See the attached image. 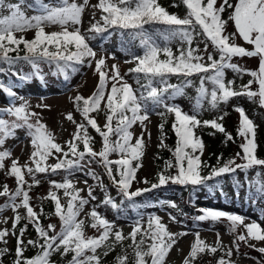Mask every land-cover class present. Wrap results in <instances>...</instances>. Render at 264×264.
Here are the masks:
<instances>
[{
    "label": "snow or ice",
    "instance_id": "6c2138e0",
    "mask_svg": "<svg viewBox=\"0 0 264 264\" xmlns=\"http://www.w3.org/2000/svg\"><path fill=\"white\" fill-rule=\"evenodd\" d=\"M181 3L186 7L184 17L169 13L159 5L158 0H98V3L91 7L101 10L100 20H95L93 17L95 22L90 24L86 32H82L80 28L82 15L89 6V0H83L82 3H77L76 0H50L49 3H44V0H33V4L28 7L34 8L39 14L31 17L26 16L22 11L21 4H5V0H0V8H6L9 12L8 15L0 16V62L14 64L22 59L31 64L38 74L39 63L43 61L55 64L58 72L66 75L65 70L72 65L87 62L91 66L94 61L95 71L99 75L98 84L91 96L85 98L77 95L74 98L76 110L80 112L86 123L76 122L71 112L66 115V119L75 125V132L65 145L55 141L54 135L45 124L41 123L38 114L29 111L30 106L27 102L19 106L13 105L0 113V149H3L7 138L15 136L17 129L26 130L33 149L29 163L21 166L17 159H13L6 173L15 177L17 184L15 190L10 192L8 186L4 185L3 191H0V196L7 197V202L0 207V211L10 208L15 214L11 232L7 228L0 229V243L6 244L5 238L10 234L16 236L13 264H51V256L56 252H60L61 255L72 253L68 264H100L101 258L97 254V249L105 247L110 251L113 245L106 242L113 236L117 243L125 239L132 240L129 247L133 249V264H149V260L150 264H165V258L176 243L177 235H185V233H172L161 222L160 217L151 216L147 221V228H144L141 220H137L131 233L126 237L122 231H114V224L102 217L94 207L88 215L92 221L90 226L97 229L99 235L88 237L84 231V220L78 217L84 206L96 197L91 187L88 188L87 198L82 197L80 192L83 189L76 188L68 176H65L62 182L50 181L51 188L46 197L54 203V214L59 217L61 226L58 232L54 224L42 226L40 214L43 209L41 208V213H37L30 205L29 191L33 185L40 183L36 178L37 174H56L62 170L71 175L73 171L87 168V175L99 181V176L89 167L94 162L105 169L112 185L124 200L132 202L135 197L150 191L149 188L130 190L133 181L136 180L137 171L142 167L140 161L144 155L145 133L147 132L149 138L151 136L145 124L149 121L148 104L153 107H163L165 111L159 113L161 117L165 113L174 115L172 130L177 137L176 147L173 150L175 163L167 161L165 164L166 170L174 167L176 174L158 173V183H153L151 188L168 182L195 187L205 184V181L213 176L234 173L237 169L247 172L256 166H264V159L258 158L256 154L258 147L256 125L245 110L237 106L234 109L240 117L237 135L243 140L240 144L243 155L237 153L236 156L244 163L237 164L235 159H231L222 166L213 167L209 176H202L200 155L203 154L204 144L196 136L195 129L201 125L210 126L225 133L227 140H233V137L216 119L201 121L196 113H185L178 104L168 103L184 94V88L192 83L189 77L200 74V87L197 89L199 95L195 105L197 110L201 102L209 96L213 108L221 102L227 103L231 98L238 96H246L250 100L259 97V104L264 107V0H235L234 4L231 0H222L219 5L218 0H181ZM229 9L231 11L227 19H224L223 14ZM229 21L234 24L233 33L226 31ZM154 24L164 25L165 28L150 34L145 26ZM48 25H59L61 30L46 32L45 26ZM110 28L120 30L122 36L127 35L132 40H139L143 54L133 56L136 66L129 69L130 73L137 75L139 93L120 76L115 65L112 66V74L109 75L104 70L105 58L96 59V53L88 43L91 38L88 36L89 32L103 33ZM32 29L35 30L32 40H27L24 36H16L18 32ZM154 36H159L164 42L163 45L157 43ZM237 36L251 45V50L236 44ZM198 37L203 38L202 51L206 55L201 54L198 43L193 46ZM172 39L181 42L178 55L168 46V42ZM21 44L24 45L27 54L15 58L10 56L9 53L17 51ZM209 46L214 52L208 51ZM233 57H258V68L255 70L243 68L232 63ZM225 69H231L241 76L248 75L251 79L246 84H241L237 90L234 87L235 81H225ZM173 75L183 77V83H168L169 77ZM141 79L144 83H141ZM109 81L112 82L110 89L107 87ZM206 81L211 82L213 86L210 92L205 87ZM254 84L258 86L255 91ZM5 91L9 96L16 95L10 89ZM102 102L106 109V121L103 127L98 124L95 117L90 116V113L101 109ZM4 114L15 119L11 121L3 119ZM33 117L36 118L34 122ZM218 119L222 120L223 117ZM137 123L142 126V131L133 143V132L130 129ZM89 126L102 138V147L99 151L93 149V137L89 134ZM158 127L162 133L163 147L165 146L164 124L161 123ZM113 136L116 137L115 140L112 139ZM113 153L118 156L115 160L110 159ZM10 156L9 150H0V170L5 168L4 161ZM50 157L55 158L57 162L48 164ZM25 175L32 178L31 184L25 179ZM142 182L148 183L147 178ZM252 185L256 186L255 194L264 198V181L261 180L260 172L256 173ZM99 187L105 191L102 203L113 209L119 208L114 199L107 194L106 186L102 182L99 183ZM58 190H63V196L67 200L66 206L61 203V198L57 195ZM249 199H252V196H249ZM21 207L26 210L24 216L18 211ZM133 207L137 205L133 203ZM200 211L202 214L196 217L198 221L217 222L224 218L230 222V232L235 234L233 244L236 251H239L240 242H244L264 254V247H257L256 244L251 243L264 242V227L260 222L253 220L246 223L245 217L218 209ZM22 219L33 224L40 238L27 241V245L40 250L32 257L24 256L27 245L22 237L26 232L27 224L19 228V235L16 234L17 225ZM3 222L7 223V219ZM239 228L243 231L238 232ZM138 236L139 240H137ZM221 248L219 236L216 245L213 246L200 239L199 233H196V239L191 244L190 253L183 264H195L200 254L206 252L215 254ZM7 252V248H0V258ZM104 255H107V251ZM225 256L228 259H225ZM231 256L232 249L229 248L224 252V256L219 258L217 264H232ZM127 262L126 253L117 257V264H127Z\"/></svg>",
    "mask_w": 264,
    "mask_h": 264
},
{
    "label": "trees",
    "instance_id": "16d2710c",
    "mask_svg": "<svg viewBox=\"0 0 264 264\" xmlns=\"http://www.w3.org/2000/svg\"><path fill=\"white\" fill-rule=\"evenodd\" d=\"M20 1L27 2L28 5L33 4V0H20ZM231 2L234 4L235 0H231ZM158 3L160 6L165 8L171 14H177L180 17H184L186 15V7L181 3V0H158ZM1 11H2V8H0V16H3L1 15ZM22 11H24L26 16L28 17L39 14V13L31 14L27 10V8L22 9ZM230 11L231 10L229 9L223 14L224 19H227ZM145 27L148 29L150 34L157 33L158 31H161L165 28L164 25H160V24L146 25ZM226 31L227 33L235 32L234 24L231 21L227 23ZM114 35H117L118 47L120 51L124 55L128 56L129 58V65L123 69V71L120 73V76H122L124 80L127 81V83L130 84L133 87V89H136L137 92L139 93L140 86L136 83L137 75L135 73L129 72V69H132L136 66L135 62H133V56L143 54V49L140 47L139 40H132L127 35L122 36L120 33V30L110 28L107 32H103V33L93 32L92 34L88 35L89 37H91L88 40V43L91 46V43L95 41L96 39H98V41L100 42H104L106 40H109ZM33 38L34 37L29 38L27 40H32ZM154 38L157 40V43H160L161 45H163L164 42L162 39L159 38V36H154ZM197 43L199 44V47L201 49L204 48L202 37H198L196 41H194L193 46H195ZM168 46L172 49L174 54L178 55L179 54L178 49L182 45L178 39H172L171 41L168 42ZM208 51L214 52L211 46H209ZM26 54L27 52L23 44L19 46V49L17 51H13L9 53V55L14 58L16 56L23 57ZM201 54H204V53H201ZM161 58L162 59L164 58L163 55H161ZM216 58L218 59V54H216ZM234 58L235 57H233V59ZM84 66H85V63L72 65L71 67L65 70L66 72V75H65L64 73L58 72V70L55 67V64H49L47 62L41 61L39 63V72L37 74V70L34 69L32 65L29 64L27 61H24L22 59L17 60L14 64H8L7 62H0V94L7 93L5 89H10L11 91H14L16 89L23 88L26 84L36 82V81L40 84L51 83L53 85L55 84V86L65 88L70 83L71 79L76 74L82 71ZM183 79H184L183 77H177L173 75L169 77L168 83L182 84ZM189 79L192 81V83L184 88V94L176 97L174 100L168 101V103L178 104L185 113H188V114L196 113L198 116V119H200L201 121H205V120L211 121V120L216 119L217 122L221 123L224 126L226 132L230 133L233 137V140H227L225 133H221L217 131L216 129H213L210 126L201 125L200 127L195 129L196 136L199 137L204 144L203 154L200 155V153H197L198 155H200V159L202 161V166L200 169L201 175L209 176L213 167L222 166L226 161L231 160L232 144L237 142V138L234 132L232 133L230 132V126L232 124L231 120L227 121L223 113L219 110L222 102L219 103L216 108H213L210 102L208 101V98H205L201 102L200 108L198 110L196 109L195 107L196 99L199 94L198 92H196L194 95H190L189 89L195 83H197L198 85L197 89L200 87V74L193 75L192 77H189ZM228 80L235 81L234 87L237 90L239 89L241 84L247 83L246 80L243 79V76L241 75L237 76L236 73L232 72L231 69H225V81L227 82ZM141 83H144L143 79H141ZM208 83H211V82L209 81L205 82L206 88H207ZM157 86L159 87L160 85H157ZM212 87H211V90H212ZM249 100L250 99L246 96H238V97L231 98L229 101H232V103L234 104V109L237 106L243 108L246 114L249 116V118L254 121V124L256 125V138H257L256 142H258L259 136L261 138L260 131H261L262 123L264 122H262L261 118L258 116V108L255 105H252V102ZM75 108H76V104H75ZM148 109H149V116L150 115L158 116L160 120L159 125L161 123L164 124L163 143L165 145L163 147L161 146L162 133L159 129L160 143L158 144L157 149H156V159H155V166H156L157 172H156L155 178L150 180L148 183V186L145 187L151 190L144 192L142 195L138 197H135L134 201L132 202L126 201L121 195L118 194L116 187H115V194L109 191V186L112 185L111 180L107 176L105 169L99 163L94 162L89 167L91 168L92 171H94L97 174V176H99L100 180L97 181L95 179L93 186L91 187L93 189V195L96 197L95 200H90L89 202L92 209L95 207L96 211L101 216H103L104 218H106L112 223H114V221H116L117 219L121 217H124V218L128 217L133 221V224H135L137 220H141V223L144 226V228H147V221L149 217L157 216V210L155 208H152L151 210H149L148 208L153 206L155 202H159L161 204L167 203L171 207L170 211L172 212L171 213L172 217H174L177 221L181 222V224H184V226L187 227L185 230L178 231V232H172V233L180 234V233H187L188 231L193 230L194 232L199 233L200 239L202 240L204 239L202 237L201 231H199V228L213 229L214 226L217 223H219L222 219L217 222H213L210 220L209 221H198L196 219L198 215L191 214L190 212L183 210L184 202L185 203L193 202L198 196V192L200 190H204L206 192V195L213 199H217V200L224 199L227 201H232L233 199L237 200L240 204L247 205L248 207H253L256 211L259 212L260 215H264V198H261L260 196L255 194L256 186L252 185V181L254 180H251L248 178V176H250L249 173H252V172H255V173L260 172L262 174L264 172V166H256L252 169L247 170V172L237 169L234 173H226V174H221L220 176H213L211 177V179L206 180L205 184L198 185L195 187L192 185H180V184H174L172 182H168L159 187L151 188V185L153 183H158V180H157L158 173L165 172V174H168V175L176 174V169L174 167L168 168L166 170L165 164L167 161H172L173 164L175 163L173 150L176 147L177 137L174 131L172 130V123L174 121L173 114L165 113V115L161 117L159 113L164 112L165 111L164 108L163 107H153L151 104H148ZM234 109H231V111L233 112ZM105 112H106V109L104 110V115H105ZM221 116L223 117V119L219 120L218 117H221ZM105 121H106V116H105L104 122L102 124H99V123L98 124L101 127H103ZM88 131H89V134L93 137L92 145H94L96 138H95L93 131L90 129V126L88 128ZM112 139L115 140L116 137L113 136ZM82 147L83 146L81 145V150H82ZM100 149L101 148H99L98 151ZM205 151H207L206 155H205ZM241 153H242V150H241ZM256 154L258 158L260 159L264 158V145L262 143L260 145L258 153L256 149ZM145 158H146V144L144 148V155L142 156L141 161H140V163L142 164V167H140L139 170L137 171L136 178L143 168ZM218 158H219V163H218ZM4 164H5V168L3 170H0V187L2 188V191H3V186L7 185L9 188V191L12 192L15 190L17 186L16 180H15V177L6 175L11 165H8L5 161H4ZM24 164H20V165L22 166ZM77 172L78 171H73L71 175ZM71 175H68V173L62 170L58 171L56 174H50V173L49 174H43V173L37 174L36 178L40 181V183L38 185H33L31 187L29 191V195H30V205L34 208V210L37 213H41V208L43 209V212L40 214V224L42 226L46 227L48 224L56 225V221L59 220V217H57L54 214V211H55L54 203L50 199L46 198L48 196L49 191H47V193L45 194H42L39 192V190L41 189L42 185L45 182H49V181L62 182L65 176H68V178L70 179ZM25 179L28 181L29 184L32 183V178L30 176L25 175ZM100 182H102L106 186L107 194L110 195L114 199V201L119 205V208L113 209L112 207L106 206L102 203V201L105 198V191L99 187ZM172 192H175L180 195L182 203H178L173 200H170L168 197L155 198L156 196H162L161 194H169ZM57 195L62 199V204L66 206L67 200L63 196V190H58ZM80 195L85 198H87L88 196V194L86 196H83L81 192H80ZM119 196H121V200L116 201V197H119ZM249 196H252V199H249ZM0 200H2V203L0 204V207H2L7 202V197L0 196ZM17 203H19V200H17ZM133 203L137 205V207H133ZM4 210L12 211L10 208L4 209ZM18 211L21 214V216H24L26 214V210L22 207L18 209ZM14 215L15 214L13 212V218H14ZM91 222H92L91 218L90 216H88V218L84 221L85 233H86L88 224ZM26 224H27V229H26L25 234H27L28 239L24 240V242L27 245L28 240L30 239L38 240L40 238L38 234L36 233L35 227L33 226V224L29 223L25 219H22L20 223L17 225L16 234L19 235V228L23 227ZM226 226L230 232V222L229 221ZM9 230L11 232L12 228H10ZM114 231H116L115 228H114ZM49 234L51 235L52 233L50 232ZM231 234H232V241H234L235 234L233 233ZM124 236L127 237L128 234ZM181 236L182 235H177L176 242L179 240ZM89 237H95V236H89ZM5 239L7 240V243L6 244L0 243V248H7L8 252L5 255H3L2 258H0V264H13V261L15 260L16 246L15 245L9 246L8 238L6 237ZM137 240H139V236L137 237ZM41 242L43 241L41 240ZM216 242L209 243V245L215 246ZM106 243L112 244L113 247L110 251L107 249V255L100 256L101 258L100 264H117V257L124 255L125 253L128 256L127 264H133V260H134L133 249L129 247V245L132 244L131 239H125L122 242L117 243L114 241V236H113V237H110ZM221 244H222V248L219 249L215 254H211L207 252L204 254H200L197 260L195 261V264H217V261L219 260V258L221 256H224V252L229 248L232 249V256L230 258L232 261V264H239L238 262L232 260V257L236 255H238V257H243V256L251 257L254 260H256L258 264H264V254H261L255 249L249 247L248 244L244 242H240L239 251H236L235 245L233 243L229 245L221 241ZM38 251H40L38 248L33 247L31 245H27L24 250V256L32 257L36 255ZM98 251L99 249H97V254H98ZM111 254H114L113 260L109 259V255ZM71 258H72V253H69L67 255H61L60 252H56L51 256V264H68ZM225 259H228V257L225 256ZM149 264H150V260H149Z\"/></svg>",
    "mask_w": 264,
    "mask_h": 264
},
{
    "label": "rangeland",
    "instance_id": "374dc122",
    "mask_svg": "<svg viewBox=\"0 0 264 264\" xmlns=\"http://www.w3.org/2000/svg\"><path fill=\"white\" fill-rule=\"evenodd\" d=\"M50 0H44V3H49ZM77 3H82L83 0H76ZM222 0H218V5L221 3ZM98 0H89V6L85 8V11L82 15V24L80 25L81 31L86 32L87 29L90 27V24L95 22V20H100L102 15L101 10L98 8H93L91 5H96ZM5 4H21V8H27L29 13H38L34 10V8L28 7L27 2H22L20 0H5ZM9 12L6 8H2L1 15H8ZM93 17L95 20H93ZM102 23V22H101ZM61 28L59 25H48L45 26L46 32L52 31H60ZM71 30V29H70ZM93 32H89L88 35L92 34ZM35 35V30H27L24 32L16 33V36H24L26 39L32 38ZM235 43L245 47L246 49L251 50V45L245 43L239 36L236 37ZM96 53V59L101 57L105 58L106 64L104 70L112 74V66L115 65L118 69L119 73L123 71V69L129 65V58L128 56L124 55L119 47H118V38L117 35L112 36L109 40L104 42L98 41L96 39L91 43V46ZM201 49V48H200ZM201 49V53H203ZM232 63L238 64L243 68L255 70L258 68L259 59L258 57H235L232 60ZM234 72V71H232ZM236 73V72H234ZM237 76L240 74L236 73ZM243 79L248 82L251 79L248 75H243ZM99 81V75L95 71V62L93 61L91 66L85 62V66L83 67L82 71L76 74L70 81V83L65 87L61 88L55 86V84L46 83L40 84L37 81L26 84L23 88L16 89L13 92L16 95L9 96L8 93H1L0 94V113H3L4 109L10 108L13 105L19 106L20 104L27 102L29 107V111L35 112L38 114L41 123L45 124L47 129L52 132L55 137V141L60 143L61 145H65V142L71 139L72 134L75 132V125L66 119V115L71 112L73 114L74 120L76 122H85L83 121V117L81 116L80 112H78L75 108L74 98L75 96L81 94L85 97H89L95 91L96 86ZM111 81L108 82L107 87L110 89ZM197 83H195L190 89V95H194L197 92ZM212 84H207V89L211 91ZM257 85H253V90L257 89ZM208 101L210 102V96L207 97ZM252 102V105H255L258 108V116L261 118L262 122H264V107L260 106L259 104V97L249 100ZM231 109H234V104L232 101H228L227 103H223L220 105L219 110L223 113L225 119L231 120L232 124L230 126V132H234L237 138V142L232 144V151H231V159H235L237 164H242L244 161L236 156L237 153H241L240 144L243 142L242 138L237 135V128L239 126V113L235 110L233 112ZM104 103H101V109L97 112L90 113V116L95 117L99 124H102L105 119L104 115ZM3 119L6 120H14L15 117L9 116L4 114L2 116ZM35 117H33V122L35 121ZM226 121V122H227ZM159 117L156 115L149 116V121H146L145 124L147 126L148 132L151 133L149 138L147 132L145 133V144H146V158L144 161L143 168L141 172L137 175V178L132 183L131 191L136 189H144L148 186L150 180L155 178L157 169L155 166V159H156V149L158 144L160 143L159 137ZM91 129V127H90ZM95 135L96 141L95 144L92 145L95 151H98L99 148L102 147V139L95 130L91 129ZM130 131L133 132V143L135 138L138 137L142 131V126L137 123L133 125ZM261 138L259 136L257 142V153L259 152V148L261 143L264 145V123H262L261 131H260ZM257 141V138H256ZM3 149H7L11 152V156L5 159V162L8 165H11L13 159H17L19 164L29 163V157L32 152L31 147V139L26 135L25 129H17L15 131V136L11 138H7ZM0 149V150H3ZM207 151H205L206 155ZM118 156L116 154H112L110 159H117ZM264 159V158H261ZM56 159L50 157L48 161L49 164L56 163ZM88 169L85 168L82 171H78L77 173L70 176V180L75 184L76 188L83 189L81 194L86 196L88 194V188L93 186L95 179H93L90 175H87ZM249 179L255 180L256 173L252 172L249 173ZM147 178L148 183H143L142 181ZM261 180L264 181V172L261 174ZM87 181V184H85ZM51 188L50 181L45 182L41 189L39 190L40 193L45 194ZM0 191L2 189L0 188ZM109 191L115 194V187L113 185L109 186ZM162 196L157 197H168L170 200H173L178 203H182L181 197L179 194L172 192L169 194H161ZM121 200V196L116 197V201ZM2 200H0V204ZM62 203V199H61ZM184 209L185 211L190 212L191 214L201 215V209H218L223 210L230 214H238L246 218V223L251 222L253 220L258 221L261 223L262 227H264V215H260L258 211H256L253 207H248L247 205L240 204L237 200L227 201L224 199H213L206 195L204 190H200L198 192V196L193 202H184ZM155 208L157 210V216L161 218V221L167 225V229L171 232H178L182 231L183 229L187 228L184 224L177 221L171 215V207L167 203L161 204L159 202H155V204L148 209L151 210ZM92 211V207L90 204L86 205L83 211L80 213L78 219L86 220L88 218V214ZM103 217V216H102ZM174 218V219H173ZM7 219V223L3 221ZM13 223V212L10 210H3L0 211V229H10L12 228ZM114 228L116 230L123 231L124 235L131 233L133 229V221L128 217H121L114 221ZM228 220L222 218V220L217 223L213 229H204L199 228V231L202 233V237L207 244L215 243L219 236V239L226 244L231 245L232 241V234L229 232L227 225ZM91 223L88 224L86 229V236H98L99 232L97 229L92 228ZM60 220L56 221V231L60 230ZM243 231L242 228H239L238 232ZM194 234V231H188L185 235L181 236L177 243L170 249L168 255L165 258V264H183L184 259L189 255V250H184L183 247L179 246L180 240L188 235ZM195 235V234H194ZM196 237V235H195ZM194 237V240H195ZM9 241V246H16V237L13 235L7 236ZM23 240H27V234H24L22 237ZM194 243V241H193ZM251 243L256 244L257 247H264V242L252 241ZM107 248L102 247L99 248L98 255L103 256ZM114 254L109 255V259L113 260ZM232 260L238 262L239 264H258L256 260L251 257H238V255L232 257Z\"/></svg>",
    "mask_w": 264,
    "mask_h": 264
},
{
    "label": "bare ground",
    "instance_id": "6f19581e",
    "mask_svg": "<svg viewBox=\"0 0 264 264\" xmlns=\"http://www.w3.org/2000/svg\"><path fill=\"white\" fill-rule=\"evenodd\" d=\"M194 237L195 235L194 234H188L186 236H184L180 242H179V246L183 247L184 250H189L190 251V247H191V244L193 243L194 241Z\"/></svg>",
    "mask_w": 264,
    "mask_h": 264
}]
</instances>
